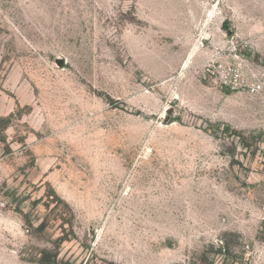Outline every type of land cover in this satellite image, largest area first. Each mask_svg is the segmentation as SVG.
Returning <instances> with one entry per match:
<instances>
[{"label":"rangeland","instance_id":"obj_1","mask_svg":"<svg viewBox=\"0 0 264 264\" xmlns=\"http://www.w3.org/2000/svg\"><path fill=\"white\" fill-rule=\"evenodd\" d=\"M0 264H264V0H0Z\"/></svg>","mask_w":264,"mask_h":264},{"label":"built area","instance_id":"obj_2","mask_svg":"<svg viewBox=\"0 0 264 264\" xmlns=\"http://www.w3.org/2000/svg\"><path fill=\"white\" fill-rule=\"evenodd\" d=\"M236 76H237V77L234 78V79H231L229 83L225 82V83H227V84H229V85H232V88H234V89H236V88L242 86L241 81H240V77H239L238 75H236ZM252 90H256V88L253 87Z\"/></svg>","mask_w":264,"mask_h":264},{"label":"water","instance_id":"obj_3","mask_svg":"<svg viewBox=\"0 0 264 264\" xmlns=\"http://www.w3.org/2000/svg\"><path fill=\"white\" fill-rule=\"evenodd\" d=\"M63 62H64L63 60H59V61H58V63H59L60 65H62Z\"/></svg>","mask_w":264,"mask_h":264}]
</instances>
